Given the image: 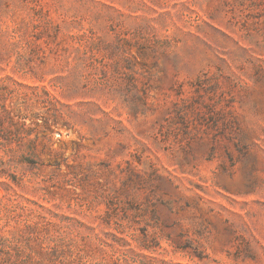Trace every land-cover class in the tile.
Here are the masks:
<instances>
[{"label":"rangeland","instance_id":"1","mask_svg":"<svg viewBox=\"0 0 264 264\" xmlns=\"http://www.w3.org/2000/svg\"><path fill=\"white\" fill-rule=\"evenodd\" d=\"M0 264H264V0H0Z\"/></svg>","mask_w":264,"mask_h":264}]
</instances>
